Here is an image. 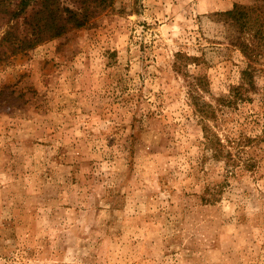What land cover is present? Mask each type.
I'll return each mask as SVG.
<instances>
[{
	"label": "rangeland",
	"instance_id": "374dc122",
	"mask_svg": "<svg viewBox=\"0 0 264 264\" xmlns=\"http://www.w3.org/2000/svg\"><path fill=\"white\" fill-rule=\"evenodd\" d=\"M235 6L244 29L214 16ZM85 24L0 47V264H264V0H113ZM240 41L251 87L210 127L249 138L230 149L254 167L216 189L222 164L201 158L173 64L205 77L215 106L241 83Z\"/></svg>",
	"mask_w": 264,
	"mask_h": 264
},
{
	"label": "trees",
	"instance_id": "16d2710c",
	"mask_svg": "<svg viewBox=\"0 0 264 264\" xmlns=\"http://www.w3.org/2000/svg\"><path fill=\"white\" fill-rule=\"evenodd\" d=\"M80 2L83 8L72 9L59 7L55 0H0V22L13 23L9 26L0 38V47L7 50L10 54H25L37 46L61 37L71 30L85 28L87 18H92L111 7L113 0H75ZM83 1H88L85 5ZM224 22L237 24L241 29L246 27L247 13L244 8L235 6L232 10L215 14ZM21 21V27L18 22ZM247 59L246 69L241 73V83L232 88L230 94L219 98H210L214 102L213 106L204 99L208 93L207 80L203 76H193L183 72V66L177 61L173 64L176 73H180L185 79L186 96L189 106L192 108L196 122L200 125L203 134L205 150H203L202 160L210 159L217 164H222L220 170L223 171V182L216 186V189L227 185V179L234 177L237 169L252 171L253 164L243 162L242 155L245 150H237L235 153L230 149L232 145L239 146L243 141L246 143L251 140L242 134L238 138H224L222 140L210 127L216 122L217 112L221 106L234 104L240 99V91L244 86L251 87L252 63L254 61L252 49L247 47L245 42H237L235 45ZM3 54V52H2ZM177 55L175 58H179ZM255 57V56H254ZM186 62L197 61V59L185 57ZM229 97L233 100H229ZM232 101V102H231ZM200 158V159H201ZM219 193V191H218ZM208 199L201 198L205 203H215L218 201L214 192L208 194ZM219 195V194H217Z\"/></svg>",
	"mask_w": 264,
	"mask_h": 264
}]
</instances>
